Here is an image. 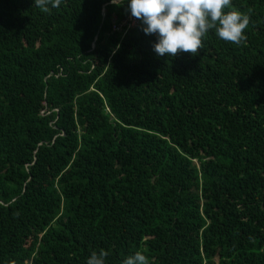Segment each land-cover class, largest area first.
<instances>
[{
  "label": "trees",
  "instance_id": "1",
  "mask_svg": "<svg viewBox=\"0 0 264 264\" xmlns=\"http://www.w3.org/2000/svg\"><path fill=\"white\" fill-rule=\"evenodd\" d=\"M227 10L169 57L127 0H0V264H264V0Z\"/></svg>",
  "mask_w": 264,
  "mask_h": 264
},
{
  "label": "clouds",
  "instance_id": "2",
  "mask_svg": "<svg viewBox=\"0 0 264 264\" xmlns=\"http://www.w3.org/2000/svg\"><path fill=\"white\" fill-rule=\"evenodd\" d=\"M44 12L58 8L61 0H35ZM130 14L141 21L146 35L154 34L152 45L158 56L174 57L185 52L197 55L210 30L220 39L234 44L246 40L250 16L232 8V0H127ZM117 50L119 45L116 46ZM108 252L93 251L86 264H105ZM121 264H149L142 252L125 257Z\"/></svg>",
  "mask_w": 264,
  "mask_h": 264
},
{
  "label": "built area",
  "instance_id": "3",
  "mask_svg": "<svg viewBox=\"0 0 264 264\" xmlns=\"http://www.w3.org/2000/svg\"><path fill=\"white\" fill-rule=\"evenodd\" d=\"M135 23V20L133 17H129L124 21H121L119 24H114L113 29L116 31H119L121 29L127 30L129 27L133 26Z\"/></svg>",
  "mask_w": 264,
  "mask_h": 264
},
{
  "label": "bare ground",
  "instance_id": "4",
  "mask_svg": "<svg viewBox=\"0 0 264 264\" xmlns=\"http://www.w3.org/2000/svg\"><path fill=\"white\" fill-rule=\"evenodd\" d=\"M132 17V15L130 14V12H129V15H128V18L129 17ZM135 20V19H134ZM123 21V20H122ZM136 22V21H135ZM120 23V22H119ZM119 23H116V24H119ZM135 24V23H134ZM128 30V29H127ZM127 30H124V29H121V30H119V31H117V32H120L122 35H124L126 32H127ZM116 31V30H115Z\"/></svg>",
  "mask_w": 264,
  "mask_h": 264
}]
</instances>
